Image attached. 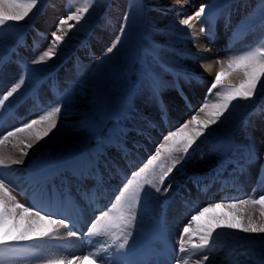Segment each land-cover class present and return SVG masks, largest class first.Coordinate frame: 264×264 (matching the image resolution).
I'll return each instance as SVG.
<instances>
[{"label":"rangeland","instance_id":"1","mask_svg":"<svg viewBox=\"0 0 264 264\" xmlns=\"http://www.w3.org/2000/svg\"><path fill=\"white\" fill-rule=\"evenodd\" d=\"M85 2L86 0H39L37 7L28 18L21 21L17 27L9 29L5 33V37H3L4 33L0 35L2 53L6 51L10 44L14 43L15 39L25 29L30 26L42 27L43 35L44 33L46 35L39 39L38 47L30 49L34 45L33 42H35L31 37V47L26 45L24 53L21 55V57L27 59V62L31 63L33 59H36L51 46L53 39L51 33L56 31L60 19L67 18L72 11L81 7ZM188 3L185 0H91L89 12L85 14L79 24L75 21H69V24L73 25L71 30H69L68 25L62 26L63 33L58 32L57 34L66 33V35L64 41L56 50V56L45 63L34 65L32 78L33 76L45 75L50 71L55 72L60 65H64L69 61L58 73L61 82L58 84L55 94L59 97V101L54 102L45 99V104L42 99L40 100L43 101L41 107L46 109L47 112L52 106L59 103L65 108L73 110L79 108L81 113L75 114V120L66 119L67 114H58L57 127L48 137L40 140L48 149L47 154L43 155L44 157H54L57 153L63 152L75 153L83 149L87 143L86 149L89 150L101 140L109 141L108 146L111 149L121 151L122 146L113 144V140L119 142L122 139L120 137L115 138L120 135L124 137L125 142H133L134 138L128 132L133 131H127L129 126L132 129V125L136 123V128L143 130L147 126L149 127L150 123L156 122L153 120L148 122L143 116H139L143 115L144 112L149 113V110H151L144 103L147 102L151 105L150 98L154 97L149 95V86L158 85L162 88L164 94L172 90V85L159 62L169 67H177L184 73L196 76L200 74L198 76H204L202 77L203 81L209 80L207 84L211 85L215 76L210 75L208 72L198 73L195 71L198 68L196 62L190 59L189 54L192 53V50L189 45L193 40L191 33L195 32V36L198 32L203 34L200 32V28H206L205 25H208L207 23L211 19L213 20L214 16L220 17L225 13L234 11L236 31L244 32L248 36L254 34L250 37V42L248 41L247 45L238 50L247 52L258 46L264 47V0H192V3H189V5ZM202 4L207 6L206 12L199 21H193L194 27L192 30L179 25V19L193 14ZM178 13L179 15H177ZM47 14L51 16L49 21L51 24L41 25L42 18ZM229 15H233V13ZM158 16H160V19H158ZM122 25L125 27L123 33H121ZM117 36L121 37V42L113 53L105 56L107 47L111 46ZM5 46L7 47L4 50ZM241 51L239 52L240 55L243 54ZM72 59L77 61L71 63ZM75 68H78V70H75ZM9 73L0 84H7L8 77L13 76L12 73L10 75ZM22 73L25 74L24 71ZM33 80H28L25 83L29 84L28 88L35 83L36 80ZM235 82V84H239V81ZM218 91H222V88L218 87L212 90L205 103L216 102L219 99L216 95ZM163 101L165 102V99ZM142 103H144V106H142ZM202 105H198L196 111L191 113L190 116L183 113L182 117L180 116L182 112L175 108L179 112L178 119L182 120L180 123L191 120L193 115L198 117L201 114L205 115L204 112H200ZM152 116H158V114L154 113ZM85 122L88 125L83 126L82 124ZM180 123L176 125H181ZM155 130V127L150 129L154 132ZM258 130L261 133L257 136L256 132ZM167 134L168 131L159 136L154 134L157 137L155 150L152 151V154L149 153L150 156H146L139 166L138 164L144 154L137 149L134 158V155L130 153L132 155L131 159L134 160L132 163L139 160V163L137 162L135 165L138 168L133 171H138L147 163L148 159L156 153L159 145L164 143L163 137ZM138 135H141V133H138ZM146 139L148 138L142 139L144 142L139 144L140 149L143 145L146 146L151 143ZM206 141L212 142L206 143ZM127 146L128 148L131 147V145ZM194 147L193 153H190V159L202 160L203 158L200 157V159L197 155L203 151H205V154L209 152L210 156L216 158L215 160L210 158L201 164V168L205 172L209 170V167L215 166L217 162L220 163L225 157L226 159L242 157L239 160H244L255 156V161L249 159L248 164L242 169L232 168L237 171L235 172L237 182L233 191L238 193L236 190L240 189V193L244 194L245 197L250 189L246 187L245 182L249 181H239L240 177L238 175H245L249 165L255 171L257 169L255 166L257 159V165L264 167V78H262L261 86H258L253 98L234 101L221 122L212 125L206 135L201 137ZM132 149L134 148L132 147ZM110 152L113 153V151ZM161 154L162 158L157 164L171 163L164 155L163 150H161ZM123 163L125 164V162ZM178 169L180 170L179 166ZM185 184L188 185L189 183L186 182ZM147 192L148 194L145 197H148L150 201L142 200L138 210H146L145 207L149 205L151 209L158 211L160 208L159 200L161 199L159 193L155 192L154 189H147ZM143 203L148 205L145 206ZM193 205L195 207L197 204ZM149 206L147 210L153 211L149 209ZM191 211L192 209L187 210L186 213L192 216ZM156 231V229H152L150 233ZM133 233L135 234V231ZM143 237L145 236L141 235V238ZM262 237H264V234ZM193 240L195 243H199L198 238ZM214 242L212 241V243ZM231 242L228 241V246L225 248L220 247L215 251L226 255V263L234 264L231 260L241 259V264H258L261 259H264V238L258 241L237 239L233 244ZM188 246L190 245L187 244L185 247ZM68 257L71 258L69 255Z\"/></svg>","mask_w":264,"mask_h":264},{"label":"snow or ice","instance_id":"2","mask_svg":"<svg viewBox=\"0 0 264 264\" xmlns=\"http://www.w3.org/2000/svg\"><path fill=\"white\" fill-rule=\"evenodd\" d=\"M39 0H0V35L5 29H13L19 25L21 21L33 13L37 7ZM91 0L72 11L67 18H61L56 31L51 33V46L33 59V65L45 63L47 60L56 56V50L61 42L64 41L63 25H68L69 30L73 27L69 21H75L77 24L89 12ZM206 5H200L199 9L185 18L179 19V25L186 26L192 30L193 21H199L206 12ZM179 15V13L177 14ZM127 19V17H125ZM125 31L124 25L121 26V33ZM200 32H206L204 27L200 28ZM195 39V32L191 33ZM121 42V37L117 36L116 40L107 47L105 56L113 53ZM103 60V58H101ZM219 64V70L216 72L215 79L211 83L209 93L212 90L222 88V91L216 93L219 98L216 102L201 106L200 112L205 113V118L201 119L197 115H193L191 120L182 123L175 131H169L163 137L164 143H161L154 155H152L143 167L138 171H133L131 178H126L127 182L119 189V195L115 197V201L111 206L100 213L88 228L89 235L104 236L111 243L103 247V251L114 247L116 253L122 254V250L129 244V238L132 235L131 228L137 217V210L144 198L148 194L147 189H154L155 192L168 193L172 187L171 184L164 186L166 179L178 169L183 162L186 161L190 151L194 150V146L205 136L212 125L221 122L229 111L233 102L236 100H249L254 97L258 86H261V80L264 78V47H256L241 55L229 57L225 61L217 60L214 62ZM205 70L211 71L213 65H203ZM25 71H29L26 67ZM34 71V70H32ZM227 77H235L239 80V84L228 82ZM26 83L25 76H21L6 92L0 93V108L10 107V98ZM154 86V91H155ZM61 104L57 103L52 106L49 111L39 116L38 119L30 120L23 123L20 127H15L11 131L0 136V145H3L9 138L17 137L20 134H26L29 142L24 144L23 139H19V143L24 144L25 149H31L35 142L48 137L50 133L57 127V117L62 111ZM163 150L171 163H159ZM28 153L21 150V158H13L5 155L0 151V167H11V165H19L23 163V156ZM159 169V170H157ZM13 186L0 175V257L5 253H18L21 250L15 248L14 245L22 241L28 240H44L58 233L60 227H70V221L66 219H56L52 214H42V211L35 210L18 201L16 195L13 194ZM258 206V208H257ZM225 208L232 214V219L224 217H215L213 222L201 225L198 223L200 217L207 213L210 209ZM256 210H258L259 220L256 218ZM195 223V226L193 224ZM238 230L245 234H264V194L258 197H249L247 199H237L231 201H221L209 204L207 207L201 208L195 215L191 216V220L185 225L179 238V251L181 253L188 252L186 244L191 246L192 255L211 253L214 251L210 245L214 234L218 229ZM70 236H77L78 233L70 231ZM187 237V239H186ZM198 237L199 243H195L193 238ZM99 253L88 254L82 257H73L65 261L64 259H47L43 264H101L97 259ZM210 255L203 254L196 264H209ZM3 264V259H0ZM111 264H119L114 259ZM176 264H188L187 258L181 260L177 258ZM258 264H264L261 259Z\"/></svg>","mask_w":264,"mask_h":264},{"label":"bare ground","instance_id":"3","mask_svg":"<svg viewBox=\"0 0 264 264\" xmlns=\"http://www.w3.org/2000/svg\"><path fill=\"white\" fill-rule=\"evenodd\" d=\"M188 8H189V6H188ZM229 17L232 18V15H229ZM229 17L227 16V18L229 20H231V18H229ZM158 19H160V16H158ZM50 20H51V16H50V14H47L42 18L40 24L41 25L51 24V23H49ZM221 21L222 20H220V22H218L217 30L215 32H213V37H218L219 35H221V30L226 29L225 26H227V25H224L226 21H223V22H221ZM231 26L232 25L230 23V27L228 29H230ZM252 36H254V34L249 35V36L247 35L245 38H241L239 36V33H238L236 36H234L233 41L231 42L232 48H230V51L227 52L226 54H221V51L218 47L222 46V43H220V42L209 43L207 41V39L201 33L198 32V34L195 36V39H193L189 45L191 47V50H192L191 51L192 53L189 54L190 59H193L194 62H196V67L199 70V71L198 70H195V71L198 73L208 72V73H210V75L215 76L216 72L219 70L220 65L215 64L214 62L217 60L225 61L229 57L237 56L239 54V52L241 51L238 49L239 48L242 49L244 44L247 45L248 41L250 42V37H252ZM241 44H242V46H241ZM215 49H217V51H214ZM241 52L244 53L243 50ZM208 64L213 65L211 71H207V70H205V67H203V65H208ZM7 67H9V66H7ZM22 75L25 76L26 82L28 80L34 79V78H32V74L30 72H28L27 74L26 73L22 74ZM198 75H200V74H198ZM18 77H20V76L17 75L15 78L10 80L9 84L4 86V88H2L0 90V93L6 92L15 82H17L19 80ZM202 77H204V76H202ZM224 79H226L228 82H230L232 84L233 83L235 84L236 83L235 81H239L235 77H227ZM207 82H209V80L204 81L205 85L203 87L198 86V83L196 85V83L192 82V85L194 84L193 86L191 85L192 91H193V93H197L199 95V98H202L201 97L202 94H204V96H205L209 93L208 89L210 88L211 85L207 84ZM195 85H196V87H195ZM28 87H29V84H25L24 86H22V88L18 91V93L15 94L13 98H10V107L0 108V113H1V111L6 112L9 109L13 108L14 105L17 103L18 99L20 97H22L25 93L28 92V90L30 89ZM57 87H58V85H55V88H54L55 91H56ZM42 89L43 88L40 89V93L42 92L41 95L52 96V94H51L52 91L54 94V90H50L48 87H46V89H44L43 91H42ZM25 90H26V92H24ZM161 95H164L163 99H165V102L168 103V104H166V108L168 109V111H170L169 112L170 116L164 117V120H163V121L166 120L167 124L173 123L176 119L179 118V112L176 111L175 108L179 109V111L182 112L180 114L181 117H182L183 113H187L184 110L186 108L183 105H180L179 96L176 95L175 92L169 90L167 93L161 94ZM55 98L58 99V97H56V96H55ZM53 101H55V100H53ZM193 101L194 100H192V102ZM144 103H145V105L148 106V108L152 109V106L149 103H147V102H144ZM144 103H142V106H144ZM62 109L63 110L59 114H61V115L67 114L66 119L75 120L74 119L76 117L75 114L78 115V112L81 113L80 112L81 109H79V108L73 110L70 108H65L63 106ZM154 110H153V112H154ZM20 112H21V114H20ZM17 113L19 115V118L26 117L23 123H26V122L33 120V119H38L39 116H41V114H39V115H35V118H33L31 110L26 111V110H24V107H21L20 109H18L16 114ZM152 115L153 114H151L150 112L149 113L144 112L143 115H139V116L140 117L143 116L145 119H148L149 122H151L152 120L154 122L155 121L157 122L158 120L156 119V116H152ZM200 118L201 119L205 118V115L201 114ZM82 125L86 126V125H88V123L85 122ZM132 126H133V128H136L137 124L134 123V125H132ZM18 127H20V126H18ZM211 129H213V128H211ZM260 133H261V131L258 130V132H256V135L258 136V135H260ZM0 136H3V135H0ZM19 139H23L24 144L29 142V138L26 134H20L19 138H17V137L9 138L7 141H5V143L3 145H0V151H3V153L5 155H10L13 158H21V150L22 149L27 151V153H28L26 156L22 157V159H23L22 164H19V165L13 164V165H11V167H3L7 170L8 169L10 170V171H7V175L11 176L12 179H14L16 182L17 181L22 182L27 175L34 174L35 171L44 172L46 169L48 170L51 167L53 169L58 165H61V167H65V166L75 167V168H77V170L82 169L88 175L91 172L92 168L90 166L91 163L89 161H87L85 158H87V157L90 159L92 158V161H94V164H93L94 167L97 165V163L95 161L102 160V157H99V156L96 157V155H94L92 152H90L86 155H83L81 157H73V156H70V154L63 152V153L56 154V156H54L53 160L50 162V160H47L46 158L43 157V155L48 152L47 151L48 149L46 146L43 145V143L41 141L35 142L34 146L31 149H25L24 144L19 143ZM209 142H212V141H206V143H209ZM119 143L125 148V152L123 154L126 153V156H128V155L130 156V159H126L127 161L125 160V163H127L128 161H131L132 155L128 152L129 151L128 146L123 143L122 139L119 140ZM194 149H195V147H194ZM190 153H193V151H190ZM94 158H96V159H94ZM121 158H122L121 156H115V158L113 159L114 161H112V160H109V161L106 160L105 161L109 165H111V163L114 162L116 167H118V170H119V171L118 170H112L111 171V169H110L111 172L109 173V175L110 174L113 175L115 173L117 175H122V176L124 175L128 178L129 172L125 170V168H127L126 167L127 165L123 163ZM190 158H191V154H189L186 161L183 162L179 166L180 170L178 169L179 170L178 172L172 173L170 175V177L166 180L164 186L166 187L168 184H171L172 187H171L170 191L168 193L161 192L162 201H161L160 208L158 209V213H157L158 221L163 223V225H162L163 227H167L169 229L171 235L174 237L173 241H179L180 233L182 232L185 225L189 223V222L188 223H182L184 221L185 217H181L179 214L180 210H182V205H183L182 201H184V200L187 201L186 198H183L184 197L183 194H189V192H190V195H191L190 201L195 202V200H196V204H197L195 206L196 210H195V212H194V210L191 211L192 215H195L201 208L207 207L209 204L217 203V202L210 201V199H212L211 194L214 192L215 189L218 190L221 188L220 186H223L222 184H220L219 182H217L215 180V177L213 176V174H211V178H210L213 181V184H210L209 186H207V188H206L207 193L203 196H200L199 194L201 191H203L204 184H201V183L198 184L197 179L191 181L188 185L185 184L184 179L187 176H189V175H194V176L201 175L202 176L205 173H207V172L203 171V169L201 168L202 163L206 162L210 158H212L213 160L216 159V158L210 156L209 152L203 156L202 160H192ZM137 162L139 163V160H135V162L131 166L134 167ZM218 164H219V162H217L215 165H218ZM216 168H218V167H216ZM247 169H248V171L246 174H249V176H251L252 172H254V169L252 168L251 165H249ZM0 170H3V169H1V167H0ZM216 171L217 170H214V171L212 170V171H210V173H213ZM222 171L230 172L232 174V177H233V179L230 182H228V184L226 186L227 193L223 196L224 198H227L229 200H226L224 202L247 198V196L244 197V194L242 195V193H240V189L236 190L238 193H235L233 191V188L236 187L237 176H236L235 172H237V171L233 170V169H229V170L226 169V170H222ZM241 175L242 176L240 177L239 181H249L248 178H247V180L245 179V175H243V174H241ZM100 176H101V174H100ZM115 179H111V180L114 181ZM126 182H127V179H126ZM109 185L113 186L112 189H114V187L116 186V184L115 185L108 184L107 186H109ZM107 186H104V187L107 188ZM228 188H231V189L228 190ZM174 191H176V193L174 195L175 197L173 200H171V203L169 204V209H168L167 213H165L163 215L160 212L161 207L163 206L164 202L168 198L171 197V194ZM179 194L183 195V196H179V201L174 202V200L176 199V197ZM14 195H16L19 202L23 201L22 203H24L27 201L26 200L28 198L27 193H23L22 195H20V194H14ZM101 195H103V194L101 193ZM159 195H160V193H159ZM77 196L81 197V194H77ZM112 198H114V201H115V197L113 195L109 197V199H112ZM181 198H183V199H181ZM257 208H258V206H257ZM155 213L152 211H149V210H141V212L137 213L136 220L134 222L133 227L131 228L132 235L129 238V244L126 246L127 249H133L135 247L140 248V247H143L142 245H145L146 237L148 235L147 233L149 231V228L152 227L151 221L153 220V218H155V220H157ZM183 216L189 217L191 215H189L188 213L185 212L183 214ZM215 217H224V218L231 220L232 214L225 208L210 209L207 213H205L202 217H200V220L198 221V223H200L201 225H204V224L213 222V218H215ZM160 218L162 220H160ZM256 218L258 220L260 219V218H258V210H256ZM146 219H148V220H146ZM193 226H195V223L193 224ZM134 231H135V234L133 233ZM69 232L70 231L68 229H66L64 227H60L58 233L55 235V238L48 237L45 239L60 240V241L66 242V243H70L73 246H77V243H76L78 241L77 236H70V235H68ZM141 235H144L145 237L141 238ZM262 235L263 234H256V233L245 234V233L239 232L238 230H231V229L222 228V229L217 230V232L213 236L212 241H215L218 243L214 247V249L219 248V247L225 248L226 246H228V241H232L231 244H233L237 239H247V240H251V241L252 240L258 241V240H262L264 238V237H262ZM135 236H137V238L133 239V237H135ZM194 238L197 239L198 237H194ZM163 239L166 241L168 240L166 238H163ZM186 239H187V237H186ZM108 241L111 242L110 240H108ZM22 242L25 243L26 245H30V246L33 245V246H31V248H37L38 252H36L33 255H29L24 251H20L18 254L17 253H5V254H3L2 257H0V259H3V264H43V261H45V259L46 260L47 259H64L65 261H67L69 259H72L73 257H82L83 256L80 253V251L76 252L75 256L74 255L71 256L65 250L59 251L56 249V247H49L48 243H39L38 240H28V241H22ZM169 244H170V240H169ZM178 245H179V243H178ZM126 248L124 250H122V254L116 253V249L114 247H110L107 250L108 252L103 251L102 249L95 248V249L91 250L90 254H95L98 252L100 254L97 256V259H99L100 255H106L107 256L106 260L108 263H111L114 259H116L119 261V264H126V260L128 259V253L126 251L127 250ZM187 253H188V255L186 257L184 256V259L187 258L188 264H196V261L198 259H200L203 254H209L210 255L209 264H228L225 261L226 255L221 254V253L220 254L216 253L215 251H212L211 253H208L207 251H205L204 253H198L196 255H192V250L189 249V251ZM68 255L71 256V258L68 257ZM227 256H229V255H227ZM76 264H80V262L77 261ZM101 264H105V263L101 262Z\"/></svg>","mask_w":264,"mask_h":264}]
</instances>
